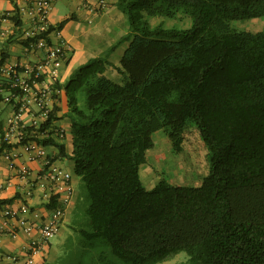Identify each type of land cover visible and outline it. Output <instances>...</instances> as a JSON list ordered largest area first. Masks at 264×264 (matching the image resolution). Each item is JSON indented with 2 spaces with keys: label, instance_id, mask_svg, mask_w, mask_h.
Returning a JSON list of instances; mask_svg holds the SVG:
<instances>
[{
  "label": "trees",
  "instance_id": "obj_1",
  "mask_svg": "<svg viewBox=\"0 0 264 264\" xmlns=\"http://www.w3.org/2000/svg\"><path fill=\"white\" fill-rule=\"evenodd\" d=\"M113 1L127 15L129 32L53 85L48 119L25 127L13 144L0 115V152L29 140L55 146L74 161L80 179L63 251L45 264H159L181 252L189 255L181 264H264V31L232 27L264 17V0ZM180 13L192 19L189 28L149 19ZM7 18L20 31L18 6ZM72 19L21 42L48 37ZM124 43L121 59L111 60ZM9 57L2 52L0 76ZM62 89L71 152L66 137L48 132L62 118L56 93ZM190 123L209 150L208 175L200 186L162 179L147 189L141 167L153 135L163 131L180 153ZM18 197L0 199V207Z\"/></svg>",
  "mask_w": 264,
  "mask_h": 264
},
{
  "label": "crops",
  "instance_id": "obj_2",
  "mask_svg": "<svg viewBox=\"0 0 264 264\" xmlns=\"http://www.w3.org/2000/svg\"><path fill=\"white\" fill-rule=\"evenodd\" d=\"M90 1L94 2V0ZM70 2H72V4H70ZM17 6H23L22 0H0V58L2 52L6 51L9 53L10 57L5 63L4 68L18 64L21 69H25L41 60L45 56V51L43 49L31 48L21 42V40L27 38L26 33L30 28L28 16L23 12L20 13L23 19V26L20 31H17L18 29L14 21L6 17L11 16ZM71 16H73L74 19L70 20L61 30L62 36L72 46L70 60L67 61L68 63L66 62L59 71L58 80L61 83L67 82L76 67L87 62L90 58L103 53L127 33L125 31H120V35L117 39H111L115 33H118L119 26L126 25L128 22V17L124 16L123 12L119 10L113 0H111L108 9L102 13L91 11L82 1L55 0L54 6L50 12L51 24L57 25ZM117 29L118 31L116 32ZM52 33L50 39L52 43H56L57 37ZM13 36H15L14 39ZM11 39L14 41L10 42ZM112 56L111 60H116L113 59ZM7 80L8 76L6 73L2 72L0 76V91L4 96L8 94L7 91L3 89L6 86L4 82ZM53 85L54 79L45 77V82L38 83L36 87L42 91L45 89H53ZM56 93L59 94L60 98L59 105L61 106V111L59 115L62 118L54 122L50 131H53L57 135L55 129L63 128L66 131V138L63 142L66 143L68 151L71 152L72 121L71 118L66 115L69 110L67 94L65 89ZM53 94V92H50L47 95V103L50 108H52L55 103ZM39 111L40 107L32 101L30 103V109L23 112L20 119L26 124H32L34 120L43 122L45 119L40 117ZM0 115L4 123V129L7 131L11 122L16 117L13 105L5 100L1 101ZM12 143H16V140L13 139ZM46 150L49 154V158H55L53 161L55 165L67 168L64 166L63 162L65 160L73 162L71 171L74 174V186L76 189V178L78 177L74 172V161L61 157L60 150L55 146L46 147ZM22 169L29 170L30 176L27 177L21 174ZM43 169V160H30L22 145L5 148L0 152V199L12 198L16 194L20 195L13 204H6L0 207V264H26L28 260L26 252L27 246L33 238H38L40 236V231L37 229L32 232L21 229L16 236L10 235L8 233V221L4 216L5 210L8 208L20 210L26 205L33 211L32 218L37 222L40 221V217H46L51 213L52 208L47 207L49 202H47L44 196L45 190L40 186V181L38 180ZM77 195L78 191L76 190V198ZM75 201L67 210L66 221L64 223L66 226H68L71 219ZM9 223L11 228L16 227V222L14 220ZM63 227L58 234L59 236L68 234L69 232V229L64 230ZM63 244L64 241L54 243L51 239L44 250L35 254L34 258L36 264H45L46 261H55L63 251Z\"/></svg>",
  "mask_w": 264,
  "mask_h": 264
},
{
  "label": "built area",
  "instance_id": "obj_3",
  "mask_svg": "<svg viewBox=\"0 0 264 264\" xmlns=\"http://www.w3.org/2000/svg\"><path fill=\"white\" fill-rule=\"evenodd\" d=\"M75 1H82L88 9L96 13L104 12L111 4V0H94V2L90 0ZM22 2L23 6H18L20 13L26 14L30 22V28L26 33L27 38L36 37L48 32L52 25L50 12L55 0H22ZM52 34H55L57 37L56 43H52L50 39L51 34H49L48 37L28 44L31 48L43 49L45 51V56L41 60L25 69H21L18 64L10 65L8 68H4V66L1 68L2 72L8 76V80L4 82L6 86L3 89L8 93L7 96H4V100L11 103L13 107H15V103L21 104L19 107L20 113H16V117L6 131L5 140L9 143H12L13 139L16 140V143H19L24 136L23 129L25 127H39L49 117L51 108L47 103V95L50 92L54 93V90L45 89L41 91L36 86L38 83L45 82V77L53 78L55 85L59 81L60 68L66 63L72 53V46L62 36L61 30H54ZM42 76L44 80L39 82L38 79ZM60 91L58 90L57 92ZM32 101L40 107V117L45 120L43 122L34 120L32 124H26L21 121L20 117L23 112L30 109ZM55 131L61 138L66 137V131L63 128H57ZM48 132H51L50 129ZM40 135L43 136L44 134ZM21 145L30 160H43L44 162V169L39 175L38 180L40 181V186L45 190L44 196L47 202H50L54 196L57 198V205L51 209V213L48 216L40 217L39 222L32 218L33 211L26 205L20 210L8 208L4 212V216L8 221L7 226L9 227L8 233L10 235L16 236L21 229H25L28 232L36 229L40 231V236L33 238L26 250L28 255L26 264H36L35 254L44 250L51 239L60 233L66 221L67 210L75 201L76 189L73 172L63 166L55 165L51 161V158H49L46 146L38 144L34 140H29L27 143ZM21 174L27 177L30 176V172L27 169H22ZM12 220L16 222V227H10L9 222Z\"/></svg>",
  "mask_w": 264,
  "mask_h": 264
},
{
  "label": "rangeland",
  "instance_id": "obj_4",
  "mask_svg": "<svg viewBox=\"0 0 264 264\" xmlns=\"http://www.w3.org/2000/svg\"><path fill=\"white\" fill-rule=\"evenodd\" d=\"M124 16L127 17L126 14ZM149 19L153 25L163 22L166 27L189 28L192 25V19L183 13L175 18L150 17ZM232 27L241 31L261 32L264 31V17L235 21ZM118 29L116 30L118 33H115L111 39H117L120 31L128 33L129 22L119 26ZM128 44L119 46L112 58L120 60ZM153 138L154 147L147 152V161L141 167L142 179L147 189L154 188L162 179L175 185L200 186L202 184L203 179L209 173V150L194 124L190 123L186 129L184 148L180 153L174 150L171 141L163 131L156 132ZM63 163L70 171L72 170L73 162L65 160ZM76 190L78 192L80 190L79 178H76ZM63 229L68 230V226L64 225ZM67 235H57L52 238V242L65 241ZM188 260V253L181 252L174 258L159 264H181Z\"/></svg>",
  "mask_w": 264,
  "mask_h": 264
}]
</instances>
